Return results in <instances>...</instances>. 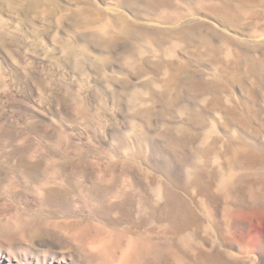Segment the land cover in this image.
Masks as SVG:
<instances>
[{
    "label": "rangeland",
    "instance_id": "1",
    "mask_svg": "<svg viewBox=\"0 0 264 264\" xmlns=\"http://www.w3.org/2000/svg\"><path fill=\"white\" fill-rule=\"evenodd\" d=\"M123 2L130 13L119 17H108L106 6L90 0H55L46 14L19 2L34 48H51L49 74L72 79L89 108L100 106L96 121L75 117V133L90 146L55 162L65 184L49 187V205L32 211L47 222L51 240L21 258L29 256L27 264L61 256L74 264H264V0ZM76 4L90 17L65 18ZM161 11L196 22L149 28L147 18ZM104 26L119 33H104ZM62 43L69 44V54L61 52ZM38 84L48 92L50 111L67 116L64 88ZM35 127L40 136L56 139L42 123ZM124 160L132 164L120 166ZM9 162L30 177L31 189L14 194L24 199L41 181L47 161L33 165L26 154H15ZM2 170L0 189L10 172ZM126 179L133 190L118 192ZM159 187L163 200L153 193ZM97 238L110 245L96 248ZM21 240L0 233L1 264H9L11 247L21 250Z\"/></svg>",
    "mask_w": 264,
    "mask_h": 264
},
{
    "label": "bare ground",
    "instance_id": "2",
    "mask_svg": "<svg viewBox=\"0 0 264 264\" xmlns=\"http://www.w3.org/2000/svg\"><path fill=\"white\" fill-rule=\"evenodd\" d=\"M4 1L5 0H0V169L7 171V175H8V171H10V172H9V176H8L9 179L6 182V185L0 189V233L7 235V236H16L17 235V236H20L21 238H23V240H21V243L18 242V243H20L18 245H21V250L17 251L18 249L14 250L16 248L11 247V252L9 249L10 253L8 252L7 260L9 262V264H12L13 261H17L16 264H27V262H28L27 260H28L29 256L25 257V260H23V258H21L20 255H22V254L28 255L29 253H31L30 250L37 247V245L41 246V244H40L41 242L43 244V242L45 240L48 239V241H49V239L51 240V238H52V237L49 238L46 236L48 231L47 232L45 231L47 228V226H46L47 222L45 221V219L40 218L39 217L40 215L39 216L34 215L32 213V211L36 212V211H38V209L39 210L43 209L45 206L49 205L48 204V202H49V198H48L49 197V187H52V186H61L62 187V185L65 184L61 179V175L59 174V171L56 170V173H55L54 172L55 169L53 170V167H55L54 166L55 162H58V159L63 160L64 158H70L71 156L72 157L77 156L82 152L83 149L90 146V145H88V143H86L78 135L80 132L78 134L75 133L76 128H74L75 126L73 125V122L75 121L76 116L81 117V119H85V120H83L84 123H85V121H89V116H91L92 119L96 121L97 120L96 116H97L98 112L97 111L94 112V110H96L98 107L97 108H95V107L89 108L88 107V105H89V104L87 105L88 96L87 97H85L86 95L82 96L81 91H78L79 90L78 85H77V89L74 88L73 83H75V81L72 82L71 81L72 79H71L70 81L67 82L66 79L64 80L61 77L63 74H61V76L59 77V74H58L59 72L56 73V75L58 74V77H59L58 80L54 76L50 75L51 73L49 74V70L51 68H50V61L48 58L52 55V51L50 50L51 48H49L47 45L46 47H44V51H39V50L35 49L33 46L35 42L32 45L31 40H30L31 36L29 37V35L26 33V31L24 30V28L22 26V23L20 21V13H18L19 2H23V3L26 2V3L33 4L34 9L40 10L41 12L46 14L51 9V4L55 0H6V2H7V3L5 2L6 3V9L4 8L5 6L3 5ZM67 1L68 2L81 3L82 0H67ZM90 1H92L95 4L102 3L104 5V7L106 6V8H107L106 11L108 10L106 12V14L108 15V17L125 16L126 14L130 13L127 11V9H125L123 0H117V1H113V2H109L108 0H106L105 2H102L101 0H90ZM99 4H98V6H99ZM29 9H31V7ZM109 11H110V13H109ZM69 13H73V15L75 14L78 16L87 15L88 17H90V13L85 11L83 9V7L79 4L77 5L76 10L68 9L64 15L65 18H68L70 16ZM192 15H193V13H192ZM61 16H63V15H61ZM87 16H85V17H87ZM191 16H190V18H191ZM187 17H188V15H187ZM194 17H195V13H194ZM135 18H136V21H138L137 17H135ZM147 19H148V21L146 20V22L148 23V26H150L149 28H151V29H156L158 27H161L163 24H164V26H166V25H180V24H184L188 21V20L182 19L181 14L177 11H163L157 17H153L150 19L147 18ZM194 19L195 18L190 19V21L191 20L195 21L196 19L195 20ZM197 19H198V17H197ZM144 20H143V22H144ZM190 21H188V22H190ZM109 22L111 23V21H108L107 23H109ZM58 23H59V21H58ZM137 24L139 27H142L144 29H148V27L143 26V24L141 23V19H140V22L138 21ZM96 28L99 29L100 27L99 28L96 27ZM103 28H105V29H101L103 32H104V30H106V32H104V33H112V32L119 33L117 31V29H115L116 26L111 27V28H109L108 26H104ZM107 28H109V29H107ZM31 32H33V31H31ZM95 32L97 33V31H95ZM122 32L123 31H121V33ZM55 33L56 32H54V34ZM93 33H94V31L92 32V34ZM73 35H75V33H73ZM93 35H95V34H93ZM43 39H45V38H42V40ZM52 42H51V44H52ZM46 44H48V43L46 42ZM53 44H55V43H53ZM251 44H253V41ZM56 45H57V43H56ZM52 47H53V45H52ZM60 47L62 48L61 52H63L64 54H69V52H70L69 44L62 43ZM60 47H59V50H60ZM36 48H38V47H36ZM80 48H82V47H80ZM73 52H75V51H73ZM82 52H85V51L83 50ZM77 54H79V53H77ZM75 56H77V55H75ZM94 58H95V55H94ZM129 59H131V58H129ZM71 60H72V58H71ZM91 61H93V59H91ZM71 62H73V61H71ZM107 62H105V63H107ZM75 63H76V60H75ZM75 63H72V64H75ZM70 66H71V64H70ZM90 68H92V67H90ZM55 69H57V68H55ZM73 70H75V69H73ZM60 71H63V70H60ZM86 71H88V70H86ZM65 72H67V70ZM87 73H89V71ZM89 74H91V73H89ZM66 77H67V75H66ZM39 80H43L44 82H46V84L48 85L47 87H50V88L57 87L58 85H61L64 88V91H65L64 94H65L66 98L69 99V101H70L69 102L70 103L69 113L67 116H64V115H62L63 117L57 116L55 113L50 111V109L48 108V103H49L48 102L49 95L47 94L48 92H46L38 84ZM68 80H69V78H68ZM55 81H57V82L55 83ZM87 88H88V86H87ZM48 90H50V89H48ZM82 93L84 94V92H82ZM136 94H135V96H136ZM101 96H102V93H101ZM101 96L98 100L103 99V98H101ZM107 100H108V98H107ZM111 101H113V100H111ZM135 101H137V100H135ZM91 102H92V100H91ZM94 105H95V103H94ZM100 105H102V104H100ZM104 108H106V107H104ZM113 108H115V107H113ZM98 109H100V106ZM113 113H114V109H113ZM101 114H102V112H101ZM99 115H100V112H99ZM102 118H100V119H102ZM101 121L99 120V122H101ZM37 123H42L43 126H45L44 128L46 131L56 133V135H57L56 139L54 137L55 140L50 141V140H47L46 138L40 136L36 132L35 126ZM76 125H77V123H76ZM78 125H79V123H78ZM136 125H138V124H136ZM136 125H134V126H136ZM98 126L100 128V124ZM94 127L97 128L96 126H94ZM101 127H102V125H101ZM134 128H137V126ZM104 130H105V128H104ZM95 131H97V130H95ZM182 131H183V129H182ZM90 134H89V136H90ZM94 134H93V136H94ZM91 136H92V134H91ZM86 139H88V138H86ZM89 141H90V139H89ZM118 148L120 149L121 146H119ZM131 148L128 147L127 149H125V151H126L125 154H127V151L128 152L131 151ZM122 150H123V148H122ZM123 153H124V150H123ZM15 154H26L30 160V163L33 162V163H31L33 165L36 164L41 159H46V161H47L46 170L44 171L45 174L43 177H41V179H40L41 181L38 180L39 181L38 183H36V184L34 183L35 185H34L33 190L31 191L32 193H30L29 195L26 194L27 196L26 197L24 196L25 197L24 199H18L17 197L14 196V194H15V192H17L21 188L26 189V190L31 189V188L30 189L27 188V183L30 181V177L28 175H25V173H23L19 169H17L16 164L9 162L10 157L12 155H15ZM119 164H120V166L126 168L127 166L132 164V161L124 160L123 162H121ZM3 170L1 172H3ZM50 170L51 171L53 170L52 173L54 172L55 174L53 173V175L50 176L51 175L49 173ZM114 181H115V179L113 176L112 182H114ZM126 182L127 183L125 186L123 185L122 187L117 189L118 192L127 193L128 191L133 190L134 186H133L132 181L129 179L128 180L126 179ZM32 186H33V184H32ZM153 193L156 196L157 200L165 199V195H164L163 189L161 187L154 189ZM118 195H120V194L118 193ZM74 200H75V198L73 200H71V202L73 204V208H75V201ZM140 203H142V202H140ZM37 205H39L40 207L38 206L39 208L35 209V207ZM69 207H70V205L67 206V208H69ZM65 209H66V207H65ZM141 209L142 208H140L138 211H141ZM144 209L146 210L148 208L143 206V210ZM76 212H82V208L81 209L78 208V211H76ZM37 214H39V212ZM73 236H75V235H73ZM97 239L94 242V245L96 248L101 249L102 244H103V247H105V245L107 243L109 244V242L107 240H104L103 238H97ZM51 244H53V243H51ZM109 245H107V246H109ZM99 249L97 251L100 252ZM1 256H2V254H1ZM37 260H38L37 264H74L66 256H64V257L61 256V258H53V259L44 258L43 260L42 259H40V260L37 259ZM1 262H2V258L0 260V264H1Z\"/></svg>",
    "mask_w": 264,
    "mask_h": 264
}]
</instances>
